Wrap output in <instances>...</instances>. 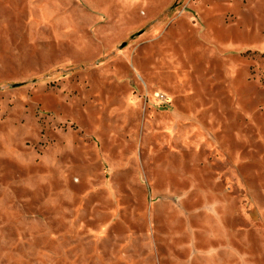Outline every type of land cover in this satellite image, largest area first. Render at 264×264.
I'll list each match as a JSON object with an SVG mask.
<instances>
[{"label": "rangeland", "instance_id": "rangeland-1", "mask_svg": "<svg viewBox=\"0 0 264 264\" xmlns=\"http://www.w3.org/2000/svg\"><path fill=\"white\" fill-rule=\"evenodd\" d=\"M0 264H264V0H0Z\"/></svg>", "mask_w": 264, "mask_h": 264}]
</instances>
